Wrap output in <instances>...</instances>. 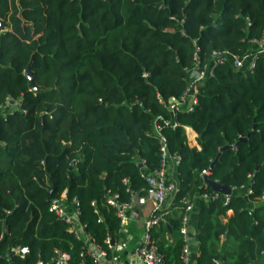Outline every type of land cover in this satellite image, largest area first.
<instances>
[{"label": "trees", "instance_id": "obj_1", "mask_svg": "<svg viewBox=\"0 0 264 264\" xmlns=\"http://www.w3.org/2000/svg\"><path fill=\"white\" fill-rule=\"evenodd\" d=\"M0 20V108L22 100L18 110L0 113V254L29 249L0 264L50 261L56 250L82 263V242L49 211L63 191L79 202L95 241L115 243L119 220L104 195L110 189L127 201L128 188L146 187L137 162L145 160L149 171L160 165L151 135L157 116L177 124L161 123V131L169 152L182 156L174 173L177 210L152 231L165 264H183L181 213L214 192L205 177L253 193L235 192L226 205L222 194L200 201L195 264L228 253L226 264L264 259V57L253 73L218 66L193 112L173 116L159 102L180 99L196 48L202 64L213 52L245 55L264 32V0H0ZM186 127L200 149L190 147ZM221 235L232 241L230 251L217 249Z\"/></svg>", "mask_w": 264, "mask_h": 264}, {"label": "built area", "instance_id": "obj_2", "mask_svg": "<svg viewBox=\"0 0 264 264\" xmlns=\"http://www.w3.org/2000/svg\"><path fill=\"white\" fill-rule=\"evenodd\" d=\"M5 30L3 22L0 20V33ZM252 48L243 56L236 55L229 51L213 52L208 62L202 64V60L198 54L199 49L196 48L194 53V61L191 67L186 69L187 86L182 93L180 99L171 98L168 102L159 97V102L162 103L169 112L174 116L177 113L193 112L199 102L200 87L214 75L216 68L225 63H230L237 71L253 73L259 57H264V32L259 38L251 40ZM146 76V74H144ZM22 104V100L7 99L6 105L0 108V113L6 115L18 110ZM161 123L166 126L175 127V121L164 119L162 116H157L153 120V129L151 135L158 138L160 151V165L154 170L145 168V160H139L137 165H142L141 177L146 182V187L140 190L126 191L129 194V200L122 201L118 193L107 189L104 195L105 204L112 208L119 220V234L124 233L127 227L137 222L144 216L145 206L151 204V210L146 218H144V231L137 245L134 248V259L136 264H165L164 255L159 251L157 241L152 235V231L159 229L162 224L167 223V217L177 210V197L181 193L179 183L174 179L175 170L181 165L182 156L171 154L168 149L167 139L162 133ZM189 127H186V131ZM76 162L72 163L75 165ZM209 172L205 171V174ZM126 182V181H125ZM253 190L248 185L246 190L247 196L252 194ZM221 193L213 192L212 194L202 193L198 198L208 201L220 198ZM223 195V194H222ZM224 204H228L230 195H223ZM95 213L99 216V221H102L100 211L96 202H92ZM194 210V203H188L183 208L181 213L180 233L183 237L184 245L181 250V260L183 264H192L189 232H190V217ZM49 211L54 216L66 225L67 231L73 237L82 242V250L80 257L81 264H85L88 259L90 264H109V252L114 250L115 243L110 237L105 239L107 247L99 245L86 229L80 219L79 202L76 199L69 200L67 191H63L58 197L52 198L49 205ZM10 213V212H8ZM6 225L5 220H2ZM125 247L126 242H122ZM29 253L27 247H12L6 253L0 254V260L18 256L25 258ZM72 256L69 252L56 250L50 261L39 259L36 264H70ZM215 264H222L220 260H216Z\"/></svg>", "mask_w": 264, "mask_h": 264}, {"label": "crops", "instance_id": "obj_3", "mask_svg": "<svg viewBox=\"0 0 264 264\" xmlns=\"http://www.w3.org/2000/svg\"><path fill=\"white\" fill-rule=\"evenodd\" d=\"M188 142L190 147L200 149V146L197 142L198 135L197 133L189 128L186 131ZM248 186L241 188L240 190H234L233 194L235 192L242 193L243 196L247 197L246 190ZM202 199L198 198V196L195 198L194 202V210L191 213L190 217V232H189V241H190V250H191V258H192V264H195L196 262V235H197V226H198V219H199V208H200V201ZM205 201V200H203ZM264 201V196L261 198L260 202ZM144 216L140 218L137 222L130 224L127 227V230L124 233L119 234V237L117 241L115 242V248L111 252H109V264H136L134 259V248L139 242L141 235L144 231V218H146L151 210V204L147 203L145 206ZM173 213V212H172ZM171 215V214H170ZM233 215V211H227L225 216L220 217V221L222 223H227L228 219ZM122 236H125L128 238V241L133 242L134 248L132 250H128L127 247H123L122 245ZM168 240L171 241L172 238L168 237ZM225 244V248L230 251L232 249L233 243L232 241H229L226 239V235H221L218 243H217V249L220 251ZM126 246V245H125ZM229 253L227 255H223L221 262L223 264H226L229 260ZM264 264V259L259 263Z\"/></svg>", "mask_w": 264, "mask_h": 264}, {"label": "water", "instance_id": "obj_4", "mask_svg": "<svg viewBox=\"0 0 264 264\" xmlns=\"http://www.w3.org/2000/svg\"><path fill=\"white\" fill-rule=\"evenodd\" d=\"M25 75L26 77L28 78L29 80V83H30V87L33 89V90H36L37 87L35 85V82H34V79H33V74L31 72V69L28 68L25 72ZM254 128L256 129V126H254ZM225 149H227V147H224L221 151H224ZM220 155L217 156V158L214 160V162L212 163V165L210 166V169L209 171L211 172L216 164V162L218 161ZM140 167H142V165H139ZM205 184L210 187L213 191L215 192H218V193H221L223 195H232L233 194V189L228 187V186H224L216 181H213V180H210L208 179V177H205ZM52 192H53V189H51L49 191V198H51L52 196Z\"/></svg>", "mask_w": 264, "mask_h": 264}, {"label": "rangeland", "instance_id": "obj_5", "mask_svg": "<svg viewBox=\"0 0 264 264\" xmlns=\"http://www.w3.org/2000/svg\"><path fill=\"white\" fill-rule=\"evenodd\" d=\"M122 241L126 242V246L128 250H132L134 248V244L131 241H128V238H126L125 236H122Z\"/></svg>", "mask_w": 264, "mask_h": 264}]
</instances>
